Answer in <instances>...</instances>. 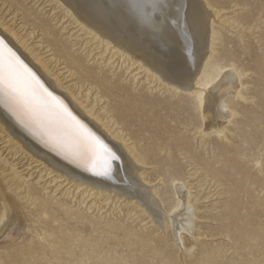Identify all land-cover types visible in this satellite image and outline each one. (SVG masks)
<instances>
[{"label":"rangeland","instance_id":"1","mask_svg":"<svg viewBox=\"0 0 264 264\" xmlns=\"http://www.w3.org/2000/svg\"><path fill=\"white\" fill-rule=\"evenodd\" d=\"M17 1L54 27L59 38L71 46V52L85 59L91 75L108 77L110 83L101 86L104 91L113 90L111 83L119 82L121 90H115L118 93L108 99L101 97L95 85L78 83L76 72H71L63 60L56 59L51 50L41 45L45 36L40 31L32 33L30 25H25L23 13L16 11L10 0H0V22L14 30L25 45L47 63L62 86L70 88L79 101L99 114L112 132L120 133L129 147L149 143V133L139 132L138 128L124 122L116 124L113 112L105 111L107 106L118 105L122 98L125 103L122 96L127 94L137 104L156 112L159 127L167 128L164 134L167 141L162 144L164 148L159 150V155L162 160H168L171 167L182 166L180 178L192 192L198 215L194 235L201 236L198 241L193 236L185 239L186 247L195 245L193 254L178 252L168 229L163 234L156 231L148 216L130 203V199L120 195L110 198L105 192H88L85 186L44 166L0 133V162L5 161L6 170L3 176L13 184L11 189L20 212L19 220L15 219L16 211L9 212L0 226V264H258L264 259L263 255L245 253L249 248H242L240 243L230 239V233L220 228L216 220L228 209L234 196H240V202L246 203L244 192L233 189L231 183L234 177L241 179L242 176L220 172L225 168L222 157L226 159L227 154L228 160H237L242 165L245 177L262 187L254 192L250 187L246 193L250 195L252 191L257 207L261 206L255 212L262 215L264 224V107H258L262 102L254 95V84L259 78L257 63L264 62V0H204L223 22L218 27L213 26L220 27L223 35L221 42H215L214 58L220 66L234 65L244 73L241 91L247 97L244 112L235 115L219 136L202 132L197 104L191 96L180 95L141 65L103 43L71 19L56 1ZM261 78L264 85V72ZM233 101L238 100L233 98ZM246 113L256 114L255 121L258 117L262 121L245 122ZM133 117L137 124L143 120L140 116ZM257 126L262 132L251 134ZM179 138L186 140L190 150L201 157L199 163L181 152L173 153L171 142ZM248 149L251 151L246 153ZM203 165H208L210 170ZM154 168L147 165L146 176L154 174ZM157 175H151L152 179L163 180L161 187L169 188L170 175L159 178ZM32 191L37 193L36 197L32 196ZM40 201L43 210L37 213L35 208ZM247 208L250 212V206ZM47 223H50L49 229ZM212 232L217 235L210 236ZM160 240L164 243L161 248L158 247ZM256 249L260 250L259 245L254 247ZM22 254V260H15Z\"/></svg>","mask_w":264,"mask_h":264},{"label":"bare ground","instance_id":"2","mask_svg":"<svg viewBox=\"0 0 264 264\" xmlns=\"http://www.w3.org/2000/svg\"><path fill=\"white\" fill-rule=\"evenodd\" d=\"M51 1H56L71 19L86 27L90 33L112 46L118 53L141 65L169 88L180 95L191 96L197 104L199 124L203 133L222 135L234 116L244 112L243 105L247 101V97L241 91L244 73L234 65L220 66L214 58L215 42H221L223 35L220 27L213 26L222 25L223 22L204 0H160L157 6H153L156 0ZM10 4L16 11L23 13L25 25H30L32 33L40 31L45 36L41 45L51 50L56 59L63 60L71 72H76L78 83L88 82L91 86L95 85L100 90L101 97L106 99L115 96L114 94L118 93L116 91L121 90L119 82L114 81L111 83L113 90L104 91L101 86L110 83L106 75H91L89 72L92 70L86 66L85 59L71 52V46H67V43L59 38L54 27L30 13L19 1L10 0ZM0 39L5 40L7 46L34 74L39 82L38 88L42 87L51 94V97L56 98L55 100L48 98L49 106L44 107L42 104L35 111L13 110L0 98V133L5 134L4 137L8 138L10 143L37 158L44 166H49L63 177L85 186L88 192L93 194L105 192L110 198L120 195L130 199V203L148 216L156 231L163 234L166 228L168 229L178 252L184 251L183 254L186 251L188 253L186 255L193 254L195 245L186 247L185 239L187 236H193L196 241L200 238L199 233L194 235L198 215L192 192L180 178L183 173L182 166L171 167L168 160L165 158L162 160L159 155V150L164 148L162 144H166L167 141L164 135L167 128L159 127L156 112L141 103L137 104L135 99L127 94L121 95L125 103H122V98L118 105L107 106L105 111L113 112L111 115L116 119V124L124 122L130 127L135 126L139 132L149 133V143L129 147L120 133L112 132L99 114L79 101L70 88L63 87L58 78L51 73L47 63L38 58L35 51L28 48L26 42L2 22ZM257 64L259 78L254 84L256 89L254 95L262 102L257 104L258 107L263 108L264 85L261 76L264 72V62L260 60ZM81 72H85V75ZM233 98L239 102H234ZM61 104L67 113L79 122L77 127L82 126L83 130L115 155L116 159L111 161L107 174L96 175L90 170L86 159L80 154L73 134L74 129L71 126L65 127L64 122L56 115V108ZM133 115L140 116L142 122L137 124ZM255 119L256 114L244 115L245 122L256 124L262 121L259 117L257 121ZM260 130L261 127H254L251 134H259L262 132ZM253 142L256 143L255 139ZM171 146L174 154L181 152L195 163L202 160L190 150L186 140L182 138L172 140ZM248 151L251 150L248 149L246 153ZM228 156L226 154V159L222 157L225 168L220 172L222 175L242 176L241 179L234 177L231 183L233 189L244 192L246 203L240 202V196H234L228 204V209L216 220L220 223V228H225V231L230 233L228 235L230 239L236 240L242 248H249L245 253L264 256V224L261 222L262 215L255 212L257 208L261 209V206L257 207L258 202L252 198V191L262 187L253 179L245 177L246 171L242 165L237 160H228ZM0 163H2L1 226L9 212L16 211V220L20 219V212L19 203L11 189L13 184L10 185L3 176L6 171L3 164L5 161ZM149 164L154 165V174H158V178L170 175L172 184L169 188L161 187L163 180L152 179L151 175L154 174L146 176L145 171ZM203 166L210 170L208 165ZM250 187L253 189L249 195L246 189ZM32 192V196L36 197L37 193ZM248 205L251 208L250 212ZM41 206L40 201L35 208L37 213L43 210ZM46 227L49 229L50 223H47ZM58 227H55L54 231ZM216 235L214 232L210 233V236ZM161 240L158 242L159 248L164 244ZM257 245L260 250H254ZM22 257L23 254L15 260H22ZM258 264H264V259Z\"/></svg>","mask_w":264,"mask_h":264},{"label":"snow or ice","instance_id":"3","mask_svg":"<svg viewBox=\"0 0 264 264\" xmlns=\"http://www.w3.org/2000/svg\"><path fill=\"white\" fill-rule=\"evenodd\" d=\"M160 0H156L153 6H157ZM7 53V55H5ZM39 82L31 71L9 48L4 39H0V98H2L13 110L25 109L35 111L41 107H48L50 93L39 87ZM57 117L64 122L65 127L71 126L74 129V137L80 154L86 159L90 170L96 175H105L111 167V161L116 159L106 146L102 145L90 133L78 126L77 121L70 113L59 105L56 108Z\"/></svg>","mask_w":264,"mask_h":264}]
</instances>
